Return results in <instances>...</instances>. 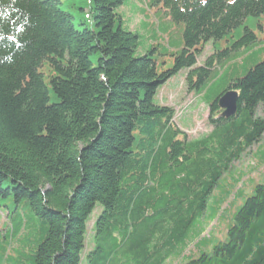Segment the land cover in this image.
Returning a JSON list of instances; mask_svg holds the SVG:
<instances>
[{"label": "trees", "instance_id": "16d2710c", "mask_svg": "<svg viewBox=\"0 0 264 264\" xmlns=\"http://www.w3.org/2000/svg\"><path fill=\"white\" fill-rule=\"evenodd\" d=\"M124 2L0 0V264H264V183L220 214L243 175L233 163L264 134V60L210 94L199 136L153 101L183 69L206 97L237 71L264 0H153L183 25L165 71L154 48L137 55L140 37L116 13ZM230 90L236 112L224 118L217 100ZM216 217L228 221L223 241L201 237Z\"/></svg>", "mask_w": 264, "mask_h": 264}, {"label": "rangeland", "instance_id": "374dc122", "mask_svg": "<svg viewBox=\"0 0 264 264\" xmlns=\"http://www.w3.org/2000/svg\"><path fill=\"white\" fill-rule=\"evenodd\" d=\"M116 13L120 16L121 24L124 29L139 35L140 48L137 51V55H144L154 48L152 54L163 61L160 65V70H158L165 71L171 68L173 60L169 57V54L179 51L183 47V25L175 24L168 20L160 4H154L153 0H125V2L118 7ZM258 26H261L262 30H260ZM250 27L256 36V48L239 62L237 71L231 68L228 69L225 74L221 71L215 80L213 89L207 94V97L204 96V94L197 96L193 91L188 90L185 82L186 69L176 73L157 89L153 101L158 104L173 107L175 109L177 126L189 137L199 136L208 130L206 124V119L208 117L207 99L210 94L212 95L213 91L223 87L222 83H224V79L235 76L240 77L244 74L245 70L264 60V17H261L255 25ZM225 46V41H221L218 43L217 47L219 49H224ZM213 52L212 43H206L202 53L197 58V64L201 65ZM45 83L47 84L46 79ZM259 148L264 150V134L257 145L250 148L248 153L242 156L239 161L233 163L234 175L239 173H243V175L234 191L231 192L230 197L220 207V214L223 212V209L227 207L230 209V206H232L230 203L233 199L235 203L230 211L234 214L246 197L252 194L253 186L255 184L264 183V163L261 164V162H259V155L263 150L261 149V151L257 153V149ZM239 188L242 190L241 192L243 194L241 197L235 195V191ZM99 211L100 207L97 205L93 214L90 216L86 250L91 247L90 229L93 223L92 218H94ZM226 216L228 217L229 215L227 214ZM3 222L4 218L0 215V230ZM227 224V218L218 221L216 217L214 221L205 227V231L201 237L223 241L226 237ZM1 232H4V230ZM173 264H177V262Z\"/></svg>", "mask_w": 264, "mask_h": 264}, {"label": "water", "instance_id": "95a60500", "mask_svg": "<svg viewBox=\"0 0 264 264\" xmlns=\"http://www.w3.org/2000/svg\"><path fill=\"white\" fill-rule=\"evenodd\" d=\"M237 93L235 91L225 92L218 100L217 106L221 110V117L230 118L236 112Z\"/></svg>", "mask_w": 264, "mask_h": 264}, {"label": "bare ground", "instance_id": "6f19581e", "mask_svg": "<svg viewBox=\"0 0 264 264\" xmlns=\"http://www.w3.org/2000/svg\"><path fill=\"white\" fill-rule=\"evenodd\" d=\"M205 45V44H204ZM204 47V46H203ZM203 51V50H202Z\"/></svg>", "mask_w": 264, "mask_h": 264}]
</instances>
